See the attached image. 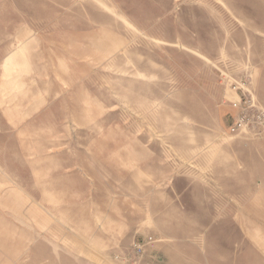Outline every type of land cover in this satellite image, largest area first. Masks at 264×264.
Instances as JSON below:
<instances>
[{
	"label": "rangeland",
	"instance_id": "1",
	"mask_svg": "<svg viewBox=\"0 0 264 264\" xmlns=\"http://www.w3.org/2000/svg\"><path fill=\"white\" fill-rule=\"evenodd\" d=\"M263 46L264 0H0V264H73L141 148L227 135L223 63Z\"/></svg>",
	"mask_w": 264,
	"mask_h": 264
},
{
	"label": "crops",
	"instance_id": "2",
	"mask_svg": "<svg viewBox=\"0 0 264 264\" xmlns=\"http://www.w3.org/2000/svg\"><path fill=\"white\" fill-rule=\"evenodd\" d=\"M245 52L223 63L225 72L249 78L264 107V56L253 48ZM234 96L228 89V98ZM224 106L231 116L234 110ZM225 131L187 144L183 166L178 152L168 167L141 148L138 168L119 177L129 182L120 198L87 211L89 229L74 234L72 263L264 264V136ZM150 236L154 240L138 254L135 241Z\"/></svg>",
	"mask_w": 264,
	"mask_h": 264
},
{
	"label": "built area",
	"instance_id": "3",
	"mask_svg": "<svg viewBox=\"0 0 264 264\" xmlns=\"http://www.w3.org/2000/svg\"><path fill=\"white\" fill-rule=\"evenodd\" d=\"M228 89L234 98H226L225 104L229 105L234 113L231 114V123L227 127V133L232 136L243 135L250 138L264 136V107L258 102L249 78H235L229 81ZM154 240L153 236L147 240H137L134 250L138 254L145 251L146 246ZM119 258V257H118Z\"/></svg>",
	"mask_w": 264,
	"mask_h": 264
}]
</instances>
